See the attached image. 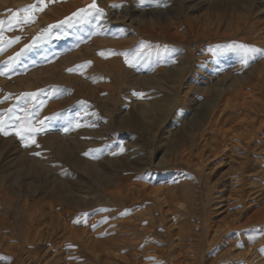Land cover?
Masks as SVG:
<instances>
[{
	"label": "rangeland",
	"instance_id": "374dc122",
	"mask_svg": "<svg viewBox=\"0 0 264 264\" xmlns=\"http://www.w3.org/2000/svg\"><path fill=\"white\" fill-rule=\"evenodd\" d=\"M92 3L0 0L4 21L0 29V264H97L95 249L76 233L86 227L89 239L99 240L96 230L102 220L110 218V227L126 225L143 211L165 222L159 240L166 241L150 243L157 250L148 251L153 253L147 257L138 251L135 264H178L180 223L177 226L172 219L183 208L190 211L187 220L196 222V230L201 223L211 226L186 264H210L224 252L226 247L213 253L207 243L220 222L225 226L226 216L232 226L226 235L234 242L229 259L235 264H264V88L260 78L251 77L264 75L254 72L264 59V0H160L159 6L153 0H95L103 15L90 9L84 20L72 15ZM33 4L42 10L28 13L32 22L23 23L26 14L18 10ZM232 16H243L247 31L227 25ZM226 31L232 35L225 37ZM241 44L261 51L245 63L243 54L232 47ZM239 75L252 78L243 83L250 89L244 96L254 109L244 111L246 126L238 132L253 118L255 127L262 123V130L254 142V170L248 172L254 183L244 187L246 205L228 208L225 197L232 192L234 199L239 198L233 179L238 178L235 168L245 161V153L227 165L210 152L209 139L191 135L186 120L194 111L208 120L221 102V90H228ZM63 100L68 103L56 107ZM30 104L36 107L32 116ZM158 108L165 109L161 117H155ZM22 128L42 130L26 133L33 143L17 135ZM60 150L88 160L94 171L79 169ZM98 171L117 178V194L119 177L125 178L128 184L122 194L103 191L93 179ZM109 200L127 201V213L105 203L82 207V201ZM162 210L167 212L163 215ZM255 216L258 219L249 220ZM176 217L181 221V212ZM193 242L190 239L189 244Z\"/></svg>",
	"mask_w": 264,
	"mask_h": 264
},
{
	"label": "bare ground",
	"instance_id": "6f19581e",
	"mask_svg": "<svg viewBox=\"0 0 264 264\" xmlns=\"http://www.w3.org/2000/svg\"><path fill=\"white\" fill-rule=\"evenodd\" d=\"M242 17H237V16L236 17L235 16L230 17L229 20H227V23H228L227 25L233 24L232 26L235 27V30L244 29V31H247L246 27L243 26L244 20ZM255 19L260 20L261 16H257V17H255ZM261 27H263V26H261ZM231 35H232V33H230L229 31H226L225 37L231 36ZM184 59H186V57ZM183 66H184V64H183ZM184 69H185V66H184ZM170 70H171V75L174 76L176 74V67H173ZM258 70L260 72H264V59L263 60L261 59L260 64L255 66L254 72L257 73ZM167 75L169 78L171 77V76H169V73ZM251 75H253V74H251ZM263 76L264 75H261L260 77H259V75L251 76L252 78L253 77L260 78L259 84H260L261 88H264V77ZM252 78L250 79L248 77V75H239V77L237 78L236 81H233V82L230 81L231 83L229 84V87H226V89H228V90H224V89L221 90V94H222L221 102L218 105V107H216V109L212 112V114H210L211 116L209 117L208 120L205 121V120L201 119L198 116L197 111H194V113L192 112L190 114L188 120H186L187 127L189 129H191V131H192L191 135L193 137H196V138H197V136L202 135V136H204V139L206 141L209 139L210 140L209 144L212 145V148H209L210 152H213L214 156H216V155L221 156L222 160L227 161V165H228V163L231 164L236 158L240 157L241 155H239V153H241V152L245 153V155H244L245 157L241 156L242 159L243 158L245 159V161L240 162L238 164V166L235 165L236 166L235 169H236V171H238V173H237L238 178L233 179V180H236V185H238L237 189L236 190L234 189V190L236 191V194L239 198L237 200L234 199V197L232 196L233 195L232 192H231L232 194L230 193V195H228L227 197H225V198L223 197L224 201H225V205L228 208L233 207V206L244 207L243 204H245V202H246V201H244V197L246 196V190L244 187L246 184L251 185V183H254V181H252V179L254 178V175L248 174V172H250L251 170H254L253 169L254 168L253 163H252L253 156H254L253 151L256 147L254 145V142H255L256 136L258 137L260 131L262 130V123H260L259 126L255 127V124H256L255 119L256 118H253L252 120L247 121V123H246L247 127H245L243 131L238 132L239 129H241L243 127V125H245L244 123L247 120L246 117L248 115L244 111H249V110L251 111V108L254 109L253 102L248 101V99H246L247 97L244 96L246 93L248 94L250 92V89H249V87H247L243 83V81H246V80L248 83H249V81L252 82ZM221 80H222V82L220 83V85L225 88V84L223 83V79H221ZM256 83H254V85H256ZM219 94H220V92H219ZM241 99L243 101H241ZM160 106H163V105H160ZM162 108L156 109L157 111L155 112V117H161L162 114H164L165 109H162ZM253 114L255 115L254 117H256V111L255 110H253ZM120 124H121V122H120ZM246 131H248L249 133ZM244 139H246V141ZM237 140H241V142H239ZM193 144H195V143H193ZM207 144H208V142H207ZM193 146H195V145H193ZM193 146L188 147V150H191V148ZM60 153L62 156H64L66 154V152L63 150H60ZM66 159L68 161H70L73 165H77V167L79 169H82V170L85 169L84 171L87 172L88 174L92 173L95 169L93 164H91L88 160H86V162L82 161L75 154H72V156H71L70 153H67ZM239 160H240V158H239ZM163 163H164V161L162 163L159 162L158 163L159 167H161V165ZM220 166H221V164L218 167H220ZM230 170H232V169L230 167H228V171H230ZM109 174L101 173L98 171L97 176H96L97 178H93V179L97 183H100L99 187L103 191L107 192L110 196L121 195L122 191H124L126 185L128 184L127 180H125V178L119 177V181L121 182V186L119 187L120 190H119V193L117 194V191H118L116 189L118 186L117 178H111L109 176ZM230 175L232 176V174H230ZM223 176H225V175H223ZM220 180H222V178H220ZM222 185H224V184H222ZM59 186H61V188L63 187L61 183ZM111 187L114 189L109 190L108 188H111ZM260 188H262V187H260ZM231 189H232V187H231ZM221 192L224 193V190H222ZM229 192H230V190H229ZM236 194H234V195L236 196ZM79 201L80 200L75 199L73 202L79 203ZM235 201H237L236 204H235ZM88 202H90V201H88ZM88 202L82 201V205H83L82 207H84V210L90 209V208L94 207L96 204L105 203L106 205L112 207L114 209V211L120 210V214L127 213V211H126V209H127L126 204L128 203L127 201H111V200H109V201H97L96 203H93V202L88 203ZM80 205H81V203H80ZM117 208H119V209H117ZM153 208L154 209L157 208L156 203L153 205ZM102 209L103 208H100L99 210L102 211ZM108 210H109V208H108ZM262 210H264V208H262ZM166 212L167 211L162 210L161 214L164 215ZM180 212H181V218H182L181 221H180V218L177 220V217H176V216H178V214ZM189 212L190 211H188L187 208H183L182 210L178 209L177 213L175 214L174 218L172 219V220H175L174 222L177 223V226L180 223V226L177 229V232L175 231L177 234V238H179V240H180V243L178 242L179 245H178V249L176 250V256L174 255L175 259L178 261V264H184L185 263L184 261L188 262L191 255L193 253H195V254L197 253L198 247L201 244H203V240H204L205 236H207L209 228L211 227V226L207 227V225L201 223V229L196 230V228L194 227L196 222H195V224H192L191 220H187V217H191ZM260 212H262V211H260ZM191 213H192V211H191ZM195 214L196 213H194V215ZM232 216H235V213L234 214L232 213ZM154 217L153 216L147 217V215H145V213L143 211V212H140L139 217L137 218L138 224H135L136 222L134 223V221L137 220V219H135V220L130 221L129 223H127L128 221L125 222V223H127L126 225H124L123 223H120V224H116V226H114V227H110L108 222H107L110 218L106 219V220H102V222H101L102 225L100 223L99 225H101V226H98L97 230H96V234L98 235L99 240L98 239H94V240L89 239L90 233H89V235H87L88 229H86V227L83 230H80L79 232L76 231L77 232L76 234L80 233V234H78V236H80L78 239L82 240L83 237H85L87 240V241H85V244L90 246V248L92 246V248L95 249V254L97 255V261H96L97 264H120V262H121V264H135L138 251L140 254L143 255V257H145V256L147 257V255H150L153 253V252H150L147 254L148 251L157 250L154 246L150 245V243L152 244V242H155V241L162 243L163 241H166L165 239L159 240V237L163 236V235H161L160 231H161V228L163 229L165 222H163V220L161 218L157 220ZM196 218L201 220V215H198V217H196ZM255 219H258V218L255 216V217H251L249 220L253 221ZM129 220H131V219H129ZM223 220L224 221L226 220V223L224 222L225 226H223V224L220 222L216 226V229H214V235H213L212 240L209 238L211 241L209 240L210 242H208L207 244L210 245V247H211L210 251L213 250L212 251L213 253H214V250L218 251V253H220L219 251H221V249H223L224 247H226V249L224 250V252L221 251L222 253L219 254L217 257L215 256L216 259L212 258L213 261L210 258L211 259L210 264H219V263L224 264V262H227L229 264H235L233 260L229 259V255L233 254L231 252L232 251L231 248L233 247L234 242L231 241L230 239H228L227 238L228 235H226L227 234L226 232L229 231L230 229H232V226L229 224V222L231 220L230 221L228 220L229 222H227V216L225 218H223ZM201 222H202V220H201ZM247 224L248 223H246V226H247ZM198 226L200 228V224H198ZM219 227H223V228L218 230L217 228H219ZM212 228H213V226H212ZM142 229H146V232L144 233V230H142ZM89 231H91V230H89ZM139 234H140L141 239L135 240V241H133V239H130V238H133L135 236H138ZM147 234H149V235H147ZM170 234L173 235V233H170ZM174 235H175V233H174ZM209 235H210V233H209ZM165 236L166 237L169 236L168 231H167V233H165ZM145 238H146V240L143 241ZM190 239L194 240V242L191 245L189 244ZM143 247H144V249H143ZM188 247H191V248H188ZM118 250L122 253L121 255H118L116 252H114V251L118 252ZM233 250H234V248H233ZM236 255L234 254V256H236ZM236 257L234 259L239 258V257H237V258ZM241 257H242V255H241ZM220 259L222 262L220 261ZM132 260H134V261H132ZM144 260H146V259H144ZM189 264H193V262H191ZM204 264H205V262H204ZM206 264H208V262Z\"/></svg>",
	"mask_w": 264,
	"mask_h": 264
},
{
	"label": "snow or ice",
	"instance_id": "6c2138e0",
	"mask_svg": "<svg viewBox=\"0 0 264 264\" xmlns=\"http://www.w3.org/2000/svg\"><path fill=\"white\" fill-rule=\"evenodd\" d=\"M153 2L159 6L160 5V0H153ZM37 3L40 4V5H43L44 4V0H37ZM89 9L91 11H94L96 13H99L100 15H103V10L98 8L95 4V0H93V3L91 5L88 6L87 9H79L78 12L76 13H73L72 15L74 17H78V19L80 20H84L86 19L88 16L91 15V11H89ZM36 10H42V8L40 9H37V5L36 4H33V5H28L24 8H21L19 9L18 11L19 12H22V13H25L26 15L22 18L23 20V23H29V22H32V17L30 15H27L28 13H31V12H34ZM17 24L20 23L21 21L20 20H17L16 21ZM63 23V22H61ZM4 25V21L3 20H0V29H2V26ZM53 27L52 25L49 26V28ZM47 31V30H46ZM0 39H2V35H0ZM18 39V38H17ZM15 41H10L9 43H13ZM27 47V46H26ZM232 47L238 49L242 54L243 56L245 57V63H247V58H255V54L259 53L261 50L260 49H257V48H254V47H251V46H248V45H233ZM2 50V49H0ZM23 51V50H22ZM123 54V53H122ZM100 55H104V53H100ZM17 56H19V53L17 54ZM11 59V58H10ZM128 59L126 58L125 59V63H128ZM9 67H11V65H9ZM73 69H69V71H72ZM27 96H34L35 94L34 93H27L25 94ZM3 124V120L0 119V125ZM41 125L44 124V121H41L40 122ZM79 126V125H78ZM0 130H2V127H0ZM42 128H38V129H33V128H22L21 131H18L17 132V135L20 137V139L22 141L26 140V139H31L33 143H35V140L34 138H31L29 136H26V133H33V132H36V131H41ZM25 146H27V144H25ZM36 155H39V153H36ZM86 215V214H85ZM78 222V221H77Z\"/></svg>",
	"mask_w": 264,
	"mask_h": 264
},
{
	"label": "crops",
	"instance_id": "0c3cea01",
	"mask_svg": "<svg viewBox=\"0 0 264 264\" xmlns=\"http://www.w3.org/2000/svg\"><path fill=\"white\" fill-rule=\"evenodd\" d=\"M51 70H54V68H52ZM54 71H55V70H54ZM48 81H49V80H47L46 82H48ZM59 81H65V79H60V78H59ZM67 81H68V79H67ZM44 82H45V81H44ZM69 82H70V79H69ZM100 99H101V98H100ZM66 103H68V102L65 101V100L60 101V102H57V103H56V107H63L64 104H66ZM30 106H32V107L30 108V111H29L28 115H29V116H32V113H33V112H36V107L33 108V104H32V105L30 104ZM44 110H45L46 112H48L49 109L46 108V109H44ZM41 115L43 116L42 113H41ZM44 116H47V113H45ZM72 154H73V153H70L71 156H72Z\"/></svg>",
	"mask_w": 264,
	"mask_h": 264
}]
</instances>
